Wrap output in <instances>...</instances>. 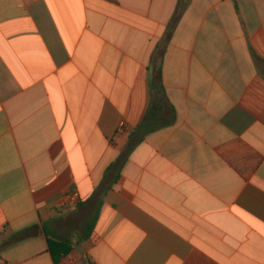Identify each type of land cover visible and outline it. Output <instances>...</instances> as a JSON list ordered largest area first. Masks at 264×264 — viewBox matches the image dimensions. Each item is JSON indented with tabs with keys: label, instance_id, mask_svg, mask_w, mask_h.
Masks as SVG:
<instances>
[{
	"label": "crops",
	"instance_id": "crops-1",
	"mask_svg": "<svg viewBox=\"0 0 264 264\" xmlns=\"http://www.w3.org/2000/svg\"><path fill=\"white\" fill-rule=\"evenodd\" d=\"M183 4L0 0V264H264V0Z\"/></svg>",
	"mask_w": 264,
	"mask_h": 264
},
{
	"label": "trees",
	"instance_id": "trees-1",
	"mask_svg": "<svg viewBox=\"0 0 264 264\" xmlns=\"http://www.w3.org/2000/svg\"><path fill=\"white\" fill-rule=\"evenodd\" d=\"M180 2H184L183 4V8L186 7L188 0H180ZM182 9V5H177V9L175 14L173 15V18L171 20V22L167 25V29L165 32V35L163 37V39L160 41V43L155 47V49L153 50V53L151 55V60H150V68H151V74H152V79H153V84L159 85L160 88H162V84H161V68H162V56H163V52L165 50V43L166 40L169 39V35L172 32V27L174 24H176V21L178 19V16L180 15ZM253 58L255 59V62L257 65H264V61H262L259 57H257L256 55H253Z\"/></svg>",
	"mask_w": 264,
	"mask_h": 264
},
{
	"label": "built area",
	"instance_id": "built-area-1",
	"mask_svg": "<svg viewBox=\"0 0 264 264\" xmlns=\"http://www.w3.org/2000/svg\"><path fill=\"white\" fill-rule=\"evenodd\" d=\"M79 200V195L76 191L70 190L62 195L56 200L57 205H64L66 203H76Z\"/></svg>",
	"mask_w": 264,
	"mask_h": 264
}]
</instances>
